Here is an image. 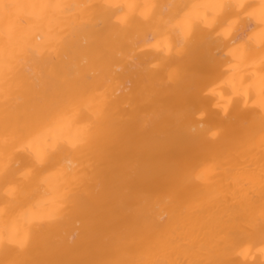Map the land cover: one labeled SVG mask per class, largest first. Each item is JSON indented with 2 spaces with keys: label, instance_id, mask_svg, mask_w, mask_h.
Listing matches in <instances>:
<instances>
[{
  "label": "bare ground",
  "instance_id": "obj_1",
  "mask_svg": "<svg viewBox=\"0 0 264 264\" xmlns=\"http://www.w3.org/2000/svg\"><path fill=\"white\" fill-rule=\"evenodd\" d=\"M2 2L20 7L0 11V264H260L264 0ZM237 2L250 39L208 40L204 6ZM181 29L195 42L177 56ZM46 89L72 100L51 131L29 120ZM90 127L92 148L69 146Z\"/></svg>",
  "mask_w": 264,
  "mask_h": 264
},
{
  "label": "snow or ice",
  "instance_id": "obj_2",
  "mask_svg": "<svg viewBox=\"0 0 264 264\" xmlns=\"http://www.w3.org/2000/svg\"><path fill=\"white\" fill-rule=\"evenodd\" d=\"M8 6L20 7L19 5H10L5 4L0 0V11L6 12ZM42 7H60L59 5L52 6H42ZM184 7L180 6V10L182 11ZM200 7V6H193ZM204 7H211L215 13L220 15V21L218 27L221 30L215 31L214 35H209L207 37L208 40L216 42L219 46H223L225 41L229 42L232 45H238L241 42H247L250 37H248V32L252 30L254 25L252 24V18L255 15L254 12H250L249 9L251 5L245 4L243 2L237 3H218ZM179 14V12H178ZM260 18L264 21V7L261 8ZM123 22V18H120ZM190 16L185 14V25H187ZM209 27H211V22L207 20L204 21ZM180 35V39L177 42V56H180L185 48L186 44L194 43L195 40L191 39L187 32H184L183 29L178 33ZM219 50V49H218ZM232 66H230L231 68ZM203 73L205 75L211 76L213 73V68L210 64H206L203 68ZM222 83H230V81H222ZM192 90V95L188 98V102L191 104H195L197 97L195 95L197 84L193 82L190 85ZM208 92H215V87H210ZM72 104L70 94L65 91L63 94L57 92L56 90L46 89L43 93V98L41 103L33 109L31 115L29 116V120L34 123L36 126H45L49 131L54 129L59 125L66 124L68 121V111L70 109V105ZM220 107V105H217ZM223 116L226 119L228 116V110L225 108L223 111ZM23 131V129H18ZM112 130L110 127H106L104 130V135L106 138H111ZM97 136L93 133V129L90 127L85 130H81L77 134V140L75 143L70 144L69 146L73 149L80 148H92L94 146V142L96 141ZM64 145L51 144L50 150L52 153H55L59 150L60 147ZM52 162L51 157L49 158V163ZM208 170L201 171L197 174V179H205ZM176 187L179 188V176L177 177ZM66 201H72L74 199V194L72 192H68L64 197ZM65 207V204H59L56 208V211L59 212ZM188 211L187 208L180 210V215H183ZM47 219L52 220L55 219L54 216L48 217ZM257 227L261 232L262 236H264V214L261 215V218L257 221ZM181 225L177 222V229L179 230ZM2 239V238H0ZM11 242V241H10ZM227 250V249H226ZM256 251L260 254L262 258H264V239L261 240L260 246L256 249ZM106 264H169L167 260H157V261H147L144 259L122 262L119 260H112L106 262ZM180 264H204L202 260H192V261H181ZM209 264H233V262L225 257H219L213 259L209 262ZM260 264H264V259L261 260Z\"/></svg>",
  "mask_w": 264,
  "mask_h": 264
}]
</instances>
